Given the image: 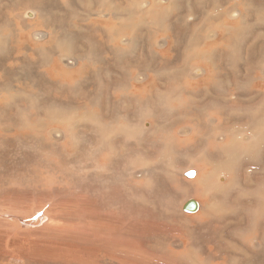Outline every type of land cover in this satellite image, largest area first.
I'll return each mask as SVG.
<instances>
[{"label": "rangeland", "instance_id": "obj_1", "mask_svg": "<svg viewBox=\"0 0 264 264\" xmlns=\"http://www.w3.org/2000/svg\"><path fill=\"white\" fill-rule=\"evenodd\" d=\"M141 1L116 0V5L112 3L120 11L137 9L129 18L115 21L111 18L107 19L110 14H103L102 0H44L47 4L48 20L42 24L37 21L40 17L39 12L37 17L23 16V12L31 8L27 0H0V36L4 42L3 45L0 43L3 48L2 58H0L2 63V66L0 65V123L5 121L8 126L4 130L3 125L0 124V192L5 193L0 200L9 199L19 191H26L37 186L48 188L61 182L67 188L74 190L73 193L91 197L89 200L99 207L103 218L110 217L108 214L116 204L118 213L115 217L119 218L118 223L125 235H116V237L127 240L129 247H126L129 249H131L130 240H132L135 248L141 252L134 255L131 250L128 253L127 249L120 245L121 251H117V255L111 257L114 251L111 241L115 234L113 231L112 234L106 232L114 227L113 224L109 222V219L102 222L94 218L92 220V214L86 211V207L76 206L74 208L76 213L86 212L84 217L88 220L82 218L81 222L85 223L89 231H76L77 233L72 235L75 249L70 259H58L53 263L42 264H183L181 261L188 258H202L203 263H206L209 259H219L221 256L218 247L214 245L218 234L230 240L240 237L242 233L236 232L237 230L232 232L234 229L229 221L234 212L229 213L226 208L233 202L245 207L250 203L257 206V203H260V215L252 208V214L242 208L236 212L240 215L233 214L236 221L242 217L245 222L248 221V228L244 235L249 243L243 246L236 242L241 246L237 253L239 259H236V264H264V241L260 244L261 246L254 245L259 236L264 238V177L259 175L264 172V146L262 150H257L260 152L256 159L240 158L238 160L237 177L242 184L241 196L238 194L237 180H234L230 186L218 188L216 200L219 211L216 215L200 218L199 215L193 216L198 209L186 211L183 207L190 197L189 194L199 188L193 198L199 202L207 199L212 203L211 190L216 188L217 184L227 182V175L214 170L202 185L187 183L199 177L200 173L196 167L191 169L197 172L196 176L190 177L186 172L190 169L192 162L190 158H196L195 154L198 151L201 152L205 141H199V148L192 144L190 147L192 151L176 143H168L163 147L167 138L163 128L154 134L144 131V128L149 129L153 126V120L168 122L173 115L182 111L176 102L172 103L174 108L169 110L170 112L163 111V106L155 103L159 94L168 88L172 89L171 93L174 95H182L184 98L190 95L195 103L199 102L200 107L196 110V114L203 112L202 105H205L209 108V115L224 117L223 123L231 116L232 111L235 112L240 108L237 100L235 102L233 96L229 97L231 93L237 94L242 80L240 71H225L229 63L227 54L213 51L216 58L208 54L210 51L197 49L190 52L194 48L191 38L195 39L197 36L195 30L199 19L197 18L196 22L186 27L184 18L191 19L188 13L189 8L186 6L174 8L172 11L173 24L180 29L179 36L182 40L174 48L160 47L157 41L162 35L156 33L157 26L149 21L138 23L141 21L140 18L151 20L149 18L154 16L167 17L165 11L153 10L144 13L145 7L140 9L141 7L136 4ZM262 1L264 3V0ZM88 4L91 7H88ZM198 7L192 8V13L197 16L200 15ZM87 9H91L93 14H88ZM252 14L256 16L253 11ZM119 17L122 18L121 15ZM227 28L228 25L223 30ZM254 30L256 31L257 28H253V32ZM35 31L42 32L41 40L33 35ZM63 40L67 41L64 46H62ZM60 43L61 51H58L56 46ZM169 43L172 45V40H169ZM195 45L198 46L196 42ZM256 51L260 56H264L261 41L260 48ZM144 65L149 75L143 77L142 81L140 76L145 72L141 71V67ZM250 66L252 67L253 64L250 63ZM194 67H201L203 73L194 76L192 72ZM207 69L211 70L210 75L196 85L201 77L207 75ZM256 70L259 72L258 67ZM9 72L12 73L7 76ZM16 73H19L18 76ZM254 78L255 75H253V87H250V90H254V85L257 84V79ZM135 79L139 81L136 82ZM228 81H235L237 87L229 88L226 99L213 98L215 89L227 86ZM8 82L10 83L9 93L12 90L10 101L7 90L3 89V84ZM260 92L264 95V86ZM248 107H252V113H254V104ZM22 115L25 120H21ZM79 115H85L87 119L82 120L76 117ZM147 116H154V118H147ZM143 118L147 120L142 121ZM68 120L72 125L65 124ZM116 122L126 123L120 133L110 139L114 142L113 152L103 150L96 157L93 156V150L97 148L98 142L109 137L119 128L120 124ZM112 124H114L113 129ZM53 127H59L65 134L58 138L49 136L48 132ZM208 134L209 129L203 135L207 137ZM179 135L182 134L179 132ZM70 137L73 141H69ZM214 151L212 147L210 153H206L212 157L215 155ZM133 159H136L134 163L137 168L146 170L148 174L146 179L139 175L140 178L127 175V164ZM54 163L60 164L56 166L60 168V172L64 168L70 169L72 180L66 183L58 179L57 175H60V172L42 173L44 166H54ZM226 168L235 170L233 165L223 166V169ZM250 172L255 175L252 183L248 185L246 181L252 175ZM49 175H53V179H50ZM221 176L226 178L220 180ZM132 179H135L137 183H134ZM258 183L261 184L259 188H257ZM201 188H206V192L200 194ZM26 211L32 212L33 208L29 207ZM44 212L42 211L39 215ZM182 223L189 224L183 229L193 231L196 239L182 230ZM131 224H133V230ZM225 224L227 226H224ZM31 226L29 228H32ZM106 234H108V242L102 246L99 241H104ZM62 237L60 236L59 239H63ZM180 242L184 245L191 244V249L188 246H182ZM156 243L157 248L153 245ZM97 246L101 249L95 250ZM154 247L156 249H153ZM221 247L228 251L229 243L223 242ZM185 250L187 255L183 257L182 252ZM221 259L231 263L226 256H222ZM15 263L9 262V264ZM210 263L214 264V262ZM17 264H23V262H17ZM184 264H202V262L192 260L185 261Z\"/></svg>", "mask_w": 264, "mask_h": 264}, {"label": "bare ground", "instance_id": "obj_2", "mask_svg": "<svg viewBox=\"0 0 264 264\" xmlns=\"http://www.w3.org/2000/svg\"><path fill=\"white\" fill-rule=\"evenodd\" d=\"M65 1H68V0H65ZM169 1L142 0L139 4L136 3L139 7H141L140 9H143L145 7L144 13H149L153 10H161V11L164 10L167 16V17L154 16V17L149 18L151 20H147L148 18L146 19L140 18L141 21L138 24H141L142 22H146V21H149L152 24H155L157 26L155 27L156 33L158 35H162V37L157 41V44L160 47L168 46V48H174L182 40V37L179 36V33H181L180 29H178L177 26H174L176 24H173L174 16H173L172 11L174 8H181V7L186 6L187 8H189L188 13L191 19L184 18V25H186L187 27L190 23L196 22L197 18L199 19V23L197 24L198 27L195 30V33L197 34V36L195 39L193 37L191 38V42L194 44V48L190 50V52H193L199 49V51L200 50L210 51L208 54H211L213 56H215L213 51H219L223 54H227L229 63L225 71L229 72L232 70H239L240 76L242 77V80L239 83V89L237 91V94L234 93L235 95H233L231 93L229 95V97L233 96L235 98V102L237 100V103L240 106V108L236 110L235 112L232 111L231 116L228 117L223 123H222V120L224 119V117L217 116L218 117L217 118L216 116L214 117V115H209L208 114L209 108L206 107L205 105H202L203 112H201L200 114L199 113L196 114V110H199V107H200L199 102L195 103L193 98L190 95H188V98H184L182 95H174L171 93L172 89L168 88L165 92L159 94L155 103L158 106L160 105L163 106L162 108L163 111L170 112L169 110L174 108V105L172 107V103L174 104L176 102L179 104L182 111H180L176 115H173L168 120V122L158 121L157 119H155L153 120L152 127H150L149 129L144 128V131L145 132L147 131L148 134L158 133L160 131V128H163L164 129L163 131H165L167 134L166 141L162 145L163 147H165L168 143L169 144L176 143V145L182 144L186 148H189V149L192 146V144H195L199 148V141H205V146L203 145L202 150L200 152V153L202 152L203 153L199 156L200 153L198 151L195 154L196 158H190V161L192 162L189 167L190 169L187 167L189 170L186 172V174L190 177H192L193 175L196 176L197 172H195V170H191L192 168L196 167L200 173L199 177L196 180L187 181V183L189 184L195 183L198 186L202 185L205 181L208 180V175L214 170H219L220 172L227 175L228 177L227 182L217 184L216 188L211 190L212 203H210V201H208L207 199L203 201L204 203L201 200L199 202L198 200L193 198L195 197L194 194L197 193L199 188L197 190L191 189L193 190V192L192 194L191 193L189 194L190 197L186 201V203L190 200H196L198 203V208H197L198 212L193 214V216L199 215V217L202 218L208 215L217 214V212L219 211L218 201L216 200L217 193L219 189H222L225 186H230L234 180L238 181L236 185L238 187V194L241 196V185L242 184H241V180L237 177L239 174V172H237L238 160H240V158L256 159L258 157V153L260 152L257 150H262V147L264 146V95H262V93L260 92L262 87L264 86V56H260L256 51V49L260 48V41L262 42L263 48H264V3H262L263 2L262 0H172V2H169ZM115 2L116 0H102V5L104 9L103 14H107V15L110 14L109 16H107V19L111 18V19H114L115 21H118V20L124 19L125 17L129 18V16L133 15L134 12L137 10V9H133V10H127V11L126 10L120 11L119 9H117L116 6L112 4V3L115 4ZM27 4L30 5L31 8L26 9L23 12V16H25L26 18H32L33 16L37 17L40 13V17L37 19V21L42 24L47 22L48 11L46 10L47 4L44 2V0H27ZM87 6L91 7L90 4H88ZM196 7L199 8V13H200L199 16L192 13V8H196ZM252 11L255 12L256 16L252 14ZM87 13L88 14L92 13V10L87 9ZM119 15H121L122 18H120ZM26 20L28 22V19ZM35 24H36V21H35ZM226 25H228V28L226 30H223V28H225ZM255 27L257 28V30L256 31L254 30L253 32V28ZM41 33H42L41 31H35L33 35L36 38L41 40ZM169 40H172V45L169 43ZM195 42L198 46L195 45ZM0 43L2 45L4 43L3 38L1 36H0ZM66 43L67 41L63 40L62 46H64ZM56 47H57L56 50L61 51V43ZM15 51L17 52L16 49ZM15 51L13 52L14 54H15ZM65 51L67 52L66 48H65ZM2 53H3V48L2 46H0V58H2L1 57ZM51 56H50V59H51ZM161 57L163 56L161 55ZM250 63L253 64L252 67L250 66ZM1 64L2 63H0V65ZM257 67L259 68V72H257L256 70ZM141 68H142L141 71L145 72V73H142V75L140 76L142 77V81H143V79L146 76H148L149 73L146 72L145 65L142 66ZM207 71H208L207 75L204 77H201V79H199L198 84L196 85H199L200 80L207 79V76L210 75L211 70L207 69ZM192 72L194 73V76H196L197 74H202L203 70L201 67H194L192 68ZM10 73L12 72H9L7 76L10 75ZM18 74L16 73L17 76ZM253 75H255L254 79H257V84L254 85V90H250L249 88L253 87ZM31 77H32L31 80H33L32 75ZM18 80L20 79L18 78ZM137 81L139 80H136V82ZM129 83L131 85V81ZM9 85H10L9 82L3 84V89L7 90L8 100L10 101L12 99V96L10 95L12 94V90H11V93H9L10 92ZM231 86H234V88L237 87L236 82L228 81L227 86L217 87L214 91L215 96H213V98L226 99L227 98L226 95L228 94L229 88H232ZM108 95H111V94L109 93ZM251 104H254V107H255L254 113H252V107L250 108L248 107V105H251ZM76 117L82 120L87 119V116L85 115H79ZM147 118L153 119L154 116H149V117L147 116ZM147 118H143L142 121H146ZM21 120H25V117L23 115H22ZM124 121H127V120H124ZM116 123L120 124L118 122ZM159 123L162 125L160 126ZM0 124L3 125L4 130L8 128L5 121L1 122ZM65 124L72 125L71 121L69 120L66 121ZM114 124H112V126ZM121 124L119 125V128H117V130L112 135H109V137H106L104 140L98 142L97 148L93 150L94 152L93 156L96 157V155H98L99 152L103 150H111V152H113L114 142L110 141V139L112 137L115 138V135L120 133V130L122 129V127L123 126L125 127V124L124 125L123 124L121 125ZM128 125L126 126L129 127ZM182 125H185V126H182ZM115 126L117 127V125ZM175 126H176V129H175ZM113 128L114 126L112 127V129ZM203 128H205V130H203ZM51 129L52 130L48 132L49 136H54L58 138L61 135H63V133L65 134V132L63 130H60L59 127H53ZM129 129L132 130L131 128ZM208 129H209V134L207 137H205L203 134L207 133ZM179 132L182 135H179ZM93 139L95 140V138ZM69 141H73V139L70 137ZM88 144H86V146ZM211 146L215 150L214 151L215 155H212V157L208 155V153H210V150L212 149ZM190 150L192 151V149ZM127 152H128V149H127ZM99 158H100V155H99ZM134 160L136 159H133V161L129 162L128 164L125 161H122L128 165V166L126 165L128 167L126 171L127 175L129 177L130 176L131 177L140 176L141 178L146 179L148 177L146 170L137 168L136 164L134 163ZM180 164L183 165V163H180ZM57 165H60V164L54 163V166L52 165L44 166L41 171L42 173L56 174L57 172H60V168L56 167ZM230 165H233L235 167V170L234 168H232L231 170H229L228 168L223 169V166H230ZM60 173H61L60 175H57L58 179L65 181L66 183L72 180V178H70L71 173H72L70 169L64 168L63 171ZM252 175L249 176L247 179L248 181H246L248 185L252 183L255 174H252ZM259 175L261 177H264V172H261V174L259 173ZM49 177L50 179H53V175H49ZM84 177H86V174H84ZM224 177L226 178V176H221L220 180H223ZM132 181L134 183H137L135 179H132ZM259 187H261L260 183H258L257 185V188ZM73 191L67 188L63 183L57 182L48 188L37 186L35 188H30L26 191H19L15 193V195L9 199L0 200V264H9L10 261L16 262L15 264H17V262H23V264H36V263L42 264V263H48V262L53 263L55 261H58V259H61V260L70 259L71 255L73 254V249H75V243L71 239L72 235L77 232L89 231L88 230L89 228L86 229L85 223L81 222L82 218H84V220L87 219V217H84L86 212L79 211L81 213H76L77 211L74 210L76 206L86 207V211H89L92 214V220L94 218V220L98 219L100 222H102L103 220L109 219V222L113 224L114 227H111L106 232V233L112 234V231H113V233L115 234V236L112 237V241H111V244H113L112 248H114V251L112 250L113 253L111 254V257L116 256L117 251H121L122 248L120 247V245L124 246L127 250H129L127 251L125 249L126 252L128 253H130V250L132 251L134 255L141 253L135 248L136 246L132 242V240H130L131 249H129L126 247L128 246L127 240L125 239L122 240L119 237H116V235L125 236L122 233V227L118 223L119 218L115 217L118 213L116 204L114 208L112 209V211L108 214V216L110 217L103 218L99 207L95 206L89 200L91 198L90 196H89L90 198H88L85 195L73 193ZM199 191H200V194L205 193L206 188H201ZM4 195H5L4 192H0V199H2ZM59 196H63V197H59ZM196 198L199 199V197H196ZM185 204L183 205V207L185 206ZM257 204L258 206L255 205L254 203H250L249 206L246 205L247 207H245L244 205L240 203L235 204L233 202L226 208L229 213L234 212L232 213L231 219L229 221V224L234 229L232 230V232L234 233L237 230L236 232H242V233H240V237L231 238L230 240L229 238H226L224 235L221 234L219 236L218 234V237L215 240L214 245L218 247L221 253V256L219 259H209L206 263L205 262L203 263L204 260L202 258H188V259L182 260L181 262L184 264L185 261L188 262L192 260H199V263L202 262V264H209V262H214V264H229L228 261L221 259L222 256L224 257L226 256V258H228L231 261L230 264H236V259H239L237 256V253L241 249L240 248L241 246L238 245L236 242L238 241L243 246H246L249 243L247 238L244 235L245 231L248 228V221L245 222L243 217L240 218L239 221L238 220L236 221V217L233 214L240 215V214H237L236 212L240 208H242V209H246V211H248L250 214H252V209H253L255 212H257L260 215L261 214V204L260 203H257ZM29 207L33 208L32 212L26 211V209H28ZM42 211H45V212L42 215H39ZM186 211H190V210H186ZM30 225H32L31 226L32 228H29ZM187 225L189 224L182 223L181 224L182 230L186 234H188L190 237H192L193 239H196L193 231H185L183 229ZM117 226H120V227H117ZM132 226L133 224H131V229L133 230L134 228H132ZM224 226H227V224H225ZM124 227L126 228V226ZM127 234L128 233H126V235ZM107 235L108 234L104 236L103 238L104 241H99L100 245L104 246V243L108 242ZM60 236L61 237L63 236L62 237L63 239H59ZM263 241H264V238L262 236H259V238L256 239L254 245L258 246ZM223 242L229 243L228 251L223 250V248L221 247V243ZM153 245L157 248V243ZM181 245L188 246L190 249L192 247L191 244L184 245L181 243ZM97 247L98 248H94V249L95 250L101 249L100 246H97ZM155 247L153 249H156ZM244 249H243V252H244ZM80 252H82V250ZM157 252H160V250H157ZM79 255H81V253ZM83 255H85V253ZM95 255L96 254H94V256ZM164 255H165V252H164ZM186 255H187V251L185 250L182 252V256L185 257ZM156 258L158 257L156 256ZM104 260H105V257H104Z\"/></svg>", "mask_w": 264, "mask_h": 264}, {"label": "water", "instance_id": "obj_3", "mask_svg": "<svg viewBox=\"0 0 264 264\" xmlns=\"http://www.w3.org/2000/svg\"><path fill=\"white\" fill-rule=\"evenodd\" d=\"M197 208H198V203L196 200H190L184 206L185 210H191V211L197 210Z\"/></svg>", "mask_w": 264, "mask_h": 264}]
</instances>
